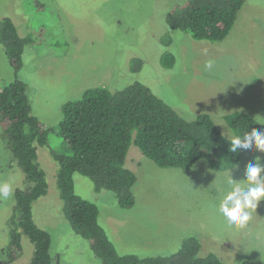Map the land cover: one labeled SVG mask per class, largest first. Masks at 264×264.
Instances as JSON below:
<instances>
[{
	"label": "rangeland",
	"instance_id": "rangeland-1",
	"mask_svg": "<svg viewBox=\"0 0 264 264\" xmlns=\"http://www.w3.org/2000/svg\"><path fill=\"white\" fill-rule=\"evenodd\" d=\"M39 1L48 9L38 10L32 0H0V21L11 18L21 36L40 28L47 31L46 45L25 48L19 72L0 44V88L23 81L32 114L43 128L54 131L48 144L38 147L48 193L33 205L36 223L52 238V264H102L63 214L54 160L55 154H71L60 136L63 105L80 100L88 89L117 91L139 81L188 121L210 114L229 139L236 134L225 117L236 112L256 119L264 132V0H246L232 31L219 43L198 41L187 31L168 27L167 15L187 0ZM168 53L174 62L173 57L166 59ZM135 58L142 60L137 72L131 69ZM209 61L211 68L206 67ZM241 154L235 168L221 172L205 159L191 168H161L132 144L126 167L137 176L133 208L123 209L113 192L96 191L78 173L75 189L98 205L99 222L121 255L167 257L187 237H196L201 256L215 253L226 264H264V201L242 230L218 212L227 191L247 187L249 163L264 157L255 149ZM5 182L13 191L9 198H0V262L8 256L14 193L29 188L0 128V183ZM18 254L12 264H31L34 245L27 236Z\"/></svg>",
	"mask_w": 264,
	"mask_h": 264
},
{
	"label": "trees",
	"instance_id": "trees-1",
	"mask_svg": "<svg viewBox=\"0 0 264 264\" xmlns=\"http://www.w3.org/2000/svg\"><path fill=\"white\" fill-rule=\"evenodd\" d=\"M32 1L38 10L48 9L39 0ZM245 1L187 0L167 15L166 23L172 30L187 31L195 40L219 43L232 31ZM46 32L40 28L23 37L11 18L0 21V44L16 72L23 66L27 46L47 44ZM168 57H173L174 62L172 54H166L167 60ZM131 64L132 71L137 72L142 60L135 58ZM62 115L60 136L71 153L54 155L63 214L73 231L89 242L102 264H226L215 253L201 256V242L196 237H187L181 248L167 257L119 254L99 222L98 205L78 195L74 181V175L81 174L91 180L96 191L113 192L123 209L133 208L137 176L126 167L132 144L161 168H191L205 159L215 171L233 169L241 161V150L230 151L231 139L210 114L201 113L188 121L148 86L136 81L123 90L88 89L80 100L65 103ZM225 118L236 135L242 136L252 128L262 131L261 124L246 113L236 112ZM0 128L7 149L29 184L28 189L14 193L8 256L0 264H12L18 259L23 235L34 245L31 264H52V238L36 223L33 205L48 193L46 172L38 162V147L46 146L54 131L43 128L32 114L23 81L15 80L0 88Z\"/></svg>",
	"mask_w": 264,
	"mask_h": 264
},
{
	"label": "clouds",
	"instance_id": "clouds-1",
	"mask_svg": "<svg viewBox=\"0 0 264 264\" xmlns=\"http://www.w3.org/2000/svg\"><path fill=\"white\" fill-rule=\"evenodd\" d=\"M206 67L211 68L209 61ZM264 153V132L258 128L245 131L242 136L234 135L231 139L230 151L253 150ZM257 163H249L247 167V187L235 186L221 199L218 212L225 221L237 230L246 229L253 218V213L261 201H264V166L261 161L264 157H257ZM229 183H233L229 181ZM12 187L9 183H0V198L7 199L12 195ZM264 260V257L261 258Z\"/></svg>",
	"mask_w": 264,
	"mask_h": 264
},
{
	"label": "crops",
	"instance_id": "crops-1",
	"mask_svg": "<svg viewBox=\"0 0 264 264\" xmlns=\"http://www.w3.org/2000/svg\"><path fill=\"white\" fill-rule=\"evenodd\" d=\"M100 217V216H99Z\"/></svg>",
	"mask_w": 264,
	"mask_h": 264
}]
</instances>
